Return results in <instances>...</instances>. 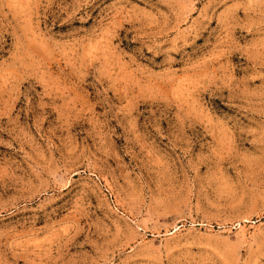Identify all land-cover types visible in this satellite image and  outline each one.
<instances>
[{"label": "rangeland", "instance_id": "374dc122", "mask_svg": "<svg viewBox=\"0 0 264 264\" xmlns=\"http://www.w3.org/2000/svg\"><path fill=\"white\" fill-rule=\"evenodd\" d=\"M0 264H264V0H0Z\"/></svg>", "mask_w": 264, "mask_h": 264}]
</instances>
